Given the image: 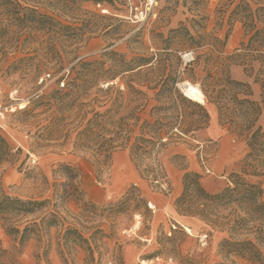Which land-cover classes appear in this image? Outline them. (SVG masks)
Wrapping results in <instances>:
<instances>
[{"label": "rangeland", "instance_id": "1", "mask_svg": "<svg viewBox=\"0 0 264 264\" xmlns=\"http://www.w3.org/2000/svg\"><path fill=\"white\" fill-rule=\"evenodd\" d=\"M37 1L42 11L46 7L48 14L67 27H34L30 37L21 38L19 52L0 56V190L10 197L47 202L29 214L0 213V264H96L99 259L97 264H249L219 253L224 232L211 230L196 217L178 216L174 200L180 193L171 197L172 213L157 206L150 209L147 204H154L153 194L169 198L171 185L182 190L185 164L201 174L202 186L212 193L228 185L230 175L240 170L245 141L221 124L214 104L204 98L208 123L193 136L179 134V130L199 119L200 112L179 100L172 105L164 115L173 118L171 131L180 138L163 139V145H155L140 169L130 155L132 138L125 147L111 151L108 167H98L93 161L103 155V139L113 144L120 141L118 118L109 120L102 138L93 144L81 141L84 146L75 148L73 141L90 116L84 114L89 97L84 91L63 93L67 80L83 78V62H101L105 69L118 66L119 75L113 80L117 83L131 74L122 71L126 69H120L122 65L132 67L136 57L162 52L161 39L170 29L205 27L206 33L225 40V53L245 54L236 59H246L250 66L232 64L229 76L245 83L250 99L262 109L264 0H77L66 10L59 0ZM8 42L5 38V47ZM241 42L258 50L246 56ZM193 56L192 49L179 53L176 87L182 96L183 86L200 88L205 75L202 67H195L193 73L184 70V63ZM41 64L45 69L38 72ZM241 89L246 88L229 91L228 98L244 97L238 93ZM57 96L63 97L62 104L55 100ZM24 107H28L25 112ZM95 109L101 112L104 108ZM148 110L149 106L140 113L141 119H149ZM227 113L241 122L246 109L230 102ZM256 124L264 130V111ZM189 158L194 168L189 167ZM157 161L165 176L154 181L151 170ZM60 164L75 169L78 176L70 177ZM248 179L260 185L264 199V176ZM219 180L224 182L220 189L216 186ZM89 185L104 189L102 202L87 195ZM126 192L130 196L125 200ZM26 224L30 225L28 240L20 245ZM9 226L18 227L19 233L7 232Z\"/></svg>", "mask_w": 264, "mask_h": 264}, {"label": "trees", "instance_id": "2", "mask_svg": "<svg viewBox=\"0 0 264 264\" xmlns=\"http://www.w3.org/2000/svg\"><path fill=\"white\" fill-rule=\"evenodd\" d=\"M76 1L59 0L58 2L61 8L66 10ZM40 4L42 3L37 0H0L1 57L5 58L8 52H19L21 38L30 37V34L35 31L34 27H67L48 14L46 7L42 11ZM48 4V7L52 6L51 3ZM248 13L252 15L251 9H248ZM5 38L9 41L8 47H5ZM161 42L163 43L162 52L150 57H136L132 67L122 65L120 69L126 68L122 71L131 72V74L127 78L120 77L117 83H113V80L119 75L118 66L105 69L101 62L81 63L85 72L83 78L75 77L67 80L65 83L67 91L63 93L68 95L84 91L89 97V102L86 104L88 109L84 114L90 116L86 119L82 131L75 137L73 147L84 146L82 145L84 143H80L81 141L93 144L96 139L102 138V134L107 132L105 126L110 124L109 120L117 116L119 143L113 144L110 139H103L100 149L103 155L95 159L93 163L98 167H108L111 151L125 147L132 138L133 141L129 145L130 155L136 167L140 169L145 158L153 152L155 145L161 146L172 137L180 138V135L171 131L173 118L164 115L178 100L195 107L200 112L199 119L190 121L185 129L179 130V134L193 136L196 131L205 127L209 117L204 104L182 96L176 87V82L180 78L177 74V67L181 63L179 53L185 49H192L194 56L184 63V70L193 73L195 67H202L205 75L201 78L200 89L206 102L217 107L221 124L243 138L247 150L240 160V170L230 175L228 185L214 193L202 186L201 174L188 170L185 164L182 190L174 200L176 212L181 217L198 218L211 230L224 232L226 237L218 243L221 255L239 258L249 264H264V199L260 185L248 179V177L264 176V130L256 124L264 108L261 109L255 101L250 99L252 94L245 83L233 80L229 76V67L232 64L242 65L245 68L250 66V63H246V59L237 61L236 58L245 54L225 53V40L206 33L205 27L201 29L186 26L172 28ZM240 45L241 49L246 51V56L258 50L250 45H244L243 42ZM260 50L264 52V45ZM170 58L174 59L173 63L170 62ZM44 69L45 66L41 64L38 72ZM260 80L264 82V79ZM56 81L58 82L59 79ZM103 83H106L105 86H101ZM120 84L123 85L122 88ZM234 88L239 90L246 88L238 91V93L242 92L244 97L229 99L228 92ZM38 97L42 98V96ZM55 100L61 104L64 101L62 96H57ZM230 102L244 106L246 113L243 115V121H238L236 115H228L227 109ZM95 106L104 109L100 112L95 109ZM147 106H149V119H141L140 113ZM27 110L28 107H24L22 111ZM135 128L136 133H134ZM59 168L70 172V177L78 176L77 171L67 165L60 164ZM151 176V180L154 181L165 176L163 167L158 161L155 168L151 170ZM72 186L78 190L77 185L72 184ZM129 196L126 192L124 199H129ZM45 202L47 199L10 197L0 190V213L5 211L29 214L40 209ZM29 229V224L23 227L18 240L20 245L28 240L26 232ZM6 230L12 234L19 233L18 227L9 226ZM82 240L86 242V239ZM117 259L121 263V258L117 257ZM99 262L100 259L96 264Z\"/></svg>", "mask_w": 264, "mask_h": 264}, {"label": "crops", "instance_id": "3", "mask_svg": "<svg viewBox=\"0 0 264 264\" xmlns=\"http://www.w3.org/2000/svg\"><path fill=\"white\" fill-rule=\"evenodd\" d=\"M219 141L221 142V144H223L222 138ZM220 156L223 157L222 152L219 153V157ZM189 167L194 168L190 158H189ZM171 186H172V189L169 194V198H166L164 195L159 194V193L151 195V199L154 202L153 205L157 206L159 210L168 211L169 213L173 212L171 197H176L181 191L178 185L175 184ZM216 186L218 187V189H220L224 186V182L222 180H219L217 181ZM87 195L91 197L93 201L102 202L106 194H105L104 189H101L100 187H97L96 185H89L87 188Z\"/></svg>", "mask_w": 264, "mask_h": 264}, {"label": "bare ground", "instance_id": "4", "mask_svg": "<svg viewBox=\"0 0 264 264\" xmlns=\"http://www.w3.org/2000/svg\"><path fill=\"white\" fill-rule=\"evenodd\" d=\"M181 89H182V92H183L185 97H187L193 101H196L200 104L205 103L204 95H203L201 89L198 87V85L186 84ZM137 225H138V222L135 224V226H137ZM186 230L189 231V229L187 227H186Z\"/></svg>", "mask_w": 264, "mask_h": 264}, {"label": "built area", "instance_id": "5", "mask_svg": "<svg viewBox=\"0 0 264 264\" xmlns=\"http://www.w3.org/2000/svg\"><path fill=\"white\" fill-rule=\"evenodd\" d=\"M138 13L141 15V14H142V11H138ZM160 187H161L162 189H165L164 184H160ZM147 204H148V207H149L150 209H153V208H154V205H152L150 202H148ZM204 237H205V235H204ZM204 237H202L201 239H204Z\"/></svg>", "mask_w": 264, "mask_h": 264}]
</instances>
